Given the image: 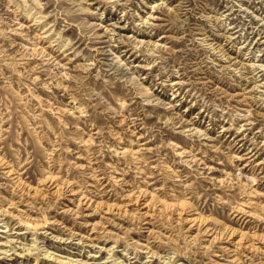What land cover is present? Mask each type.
I'll return each instance as SVG.
<instances>
[{"label":"rangeland","instance_id":"1","mask_svg":"<svg viewBox=\"0 0 264 264\" xmlns=\"http://www.w3.org/2000/svg\"><path fill=\"white\" fill-rule=\"evenodd\" d=\"M0 250L264 264V0H0Z\"/></svg>","mask_w":264,"mask_h":264},{"label":"bare ground","instance_id":"2","mask_svg":"<svg viewBox=\"0 0 264 264\" xmlns=\"http://www.w3.org/2000/svg\"><path fill=\"white\" fill-rule=\"evenodd\" d=\"M167 2V1H166ZM154 5H156V4H154ZM158 6V5H157ZM160 6V5H159ZM154 8V7H153ZM151 17V16H150ZM149 20V19H148ZM60 191V190H59ZM72 192H74V191H72ZM88 201V200H87ZM137 201V200H136ZM82 202V201H81ZM80 202V203H81ZM79 203V204H80ZM87 203V202H86ZM148 203V202H147ZM84 204V203H83ZM90 204V203H89ZM15 248V247H14ZM2 249V248H1ZM1 251V250H0ZM8 252H10V251H6V253H8ZM21 252V251H20ZM103 252V251H102ZM5 252H0V255L1 254H4ZM21 254V253H20ZM47 256L49 257V258H53V260H56V261H58V262H60V263H62V264H86V263H81L80 261H74V260H63V258L61 259V258H57L56 256H53V254L52 253H50L49 251H47ZM56 257V258H55ZM2 260V259H1Z\"/></svg>","mask_w":264,"mask_h":264}]
</instances>
